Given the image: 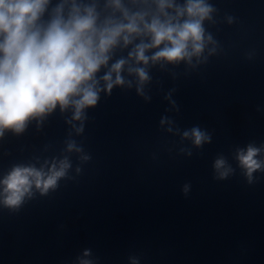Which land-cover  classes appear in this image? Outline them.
<instances>
[{
	"label": "clouds",
	"instance_id": "9594fccd",
	"mask_svg": "<svg viewBox=\"0 0 264 264\" xmlns=\"http://www.w3.org/2000/svg\"><path fill=\"white\" fill-rule=\"evenodd\" d=\"M217 13L211 0H0V141L7 134L22 136L33 124L42 131L57 111L68 126L59 155L33 156L0 169V207L18 212L37 194L56 191L61 180L75 179L69 175L73 156L79 161L74 171L81 173L91 156L75 137L83 135L88 110L98 106L102 94L134 89L150 103L152 69L184 65L187 71L207 64L219 43L205 25L215 26ZM224 21L230 26L236 18L226 15ZM176 91L164 93L166 112H180ZM159 127L179 137V155L191 157L193 149L212 143L208 130L181 129L169 115L160 118ZM231 161L236 167L218 154L213 178L226 180L239 168L248 184L255 183L254 174L264 173V143L235 146ZM189 191L190 184H184L182 192ZM74 264H97V259L85 249ZM129 264L140 260L130 256Z\"/></svg>",
	"mask_w": 264,
	"mask_h": 264
}]
</instances>
